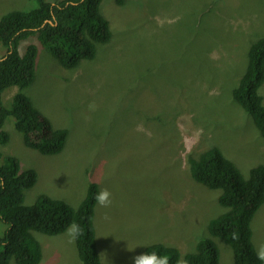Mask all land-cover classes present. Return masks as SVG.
I'll return each instance as SVG.
<instances>
[{
  "label": "rangeland",
  "instance_id": "1",
  "mask_svg": "<svg viewBox=\"0 0 264 264\" xmlns=\"http://www.w3.org/2000/svg\"><path fill=\"white\" fill-rule=\"evenodd\" d=\"M34 7L35 0H0V18ZM100 12L112 39L96 45L97 57L68 70L38 49L35 79L24 90L53 128L68 130L64 150L43 156L26 148L13 120H6L9 141L0 153L37 173L23 204L48 196L77 208L94 182L112 193L111 206L94 211L101 264H133L158 242L184 255L203 238L215 243L219 264H233L230 247L206 228L224 211L219 191L193 182L186 162L217 147L245 177L264 164V138L231 96L250 46L264 37V0H127L122 6L102 0ZM191 81L193 86L183 83ZM17 91L4 92L5 107ZM259 93L264 105V84ZM5 227L0 222V236ZM251 230L258 250L264 245V204ZM34 237L41 245L39 264L79 263L66 231Z\"/></svg>",
  "mask_w": 264,
  "mask_h": 264
},
{
  "label": "trees",
  "instance_id": "2",
  "mask_svg": "<svg viewBox=\"0 0 264 264\" xmlns=\"http://www.w3.org/2000/svg\"><path fill=\"white\" fill-rule=\"evenodd\" d=\"M35 1L33 9L10 11L0 18V45L4 49L0 56V145L9 140L3 128L11 118L26 148L43 156H54L64 150L68 130L53 128L24 93L35 79L38 49L70 70L79 68L83 61H92L96 45L109 43L112 33L100 12L102 0H62L54 4ZM126 1L114 0L117 6ZM29 39L34 41L28 44ZM22 47L25 48L20 51ZM247 59L245 73L231 90V96L264 138V105L259 93L264 84V37L250 46ZM183 83L186 87L194 85V81ZM11 87L18 91L11 106L5 107L2 95ZM182 87L180 83L178 89ZM186 166L193 182L209 191H219L217 201L224 211L207 222L208 235L230 247L233 264H264L257 260L251 241L252 219L264 204V164L251 168L245 177L240 166L226 158L220 149L209 147L196 157L188 156ZM36 182L35 171L22 170L17 158L0 154V222L7 226L0 236V264H9L11 259L16 264H39L41 245L34 233L60 235L72 223L82 228V234L74 242L78 264H101L93 226L98 185L88 184L77 208L48 196H40L26 206L24 192ZM144 252L167 255L170 264H219L217 247L210 238L199 240L194 251L184 255L175 246L159 242L146 246Z\"/></svg>",
  "mask_w": 264,
  "mask_h": 264
},
{
  "label": "clouds",
  "instance_id": "3",
  "mask_svg": "<svg viewBox=\"0 0 264 264\" xmlns=\"http://www.w3.org/2000/svg\"><path fill=\"white\" fill-rule=\"evenodd\" d=\"M139 130V127H138ZM258 135L262 137L259 133ZM9 141V140H8ZM8 143V142H7ZM6 143V144H7ZM5 145V144H3ZM2 154V153H0ZM3 155V154H2ZM12 156V155H3ZM14 157V156H13ZM16 158V157H15ZM98 207L107 208L112 204V193L107 188H102L94 197ZM82 234V228L77 223H72L66 229L68 243H74L75 240ZM235 238V237H234ZM257 260L264 261V245H261L256 252ZM133 264H170L167 255L158 254L156 252L148 253L143 252L133 257Z\"/></svg>",
  "mask_w": 264,
  "mask_h": 264
},
{
  "label": "bare ground",
  "instance_id": "4",
  "mask_svg": "<svg viewBox=\"0 0 264 264\" xmlns=\"http://www.w3.org/2000/svg\"><path fill=\"white\" fill-rule=\"evenodd\" d=\"M36 2V1H35ZM160 15V14H159ZM100 48V47H99ZM96 56V55H95ZM97 57V56H96ZM98 60V59H97ZM93 70V69H92ZM82 106V105H81ZM178 160V158H177ZM160 179V178H159ZM161 191V190H160ZM156 194V193H155ZM146 198V197H145ZM150 198V197H149ZM152 200V199H151ZM161 201V200H160ZM134 203V202H133ZM151 214V213H150ZM130 219V218H129ZM129 224V223H128ZM190 248V247H189Z\"/></svg>",
  "mask_w": 264,
  "mask_h": 264
},
{
  "label": "crops",
  "instance_id": "5",
  "mask_svg": "<svg viewBox=\"0 0 264 264\" xmlns=\"http://www.w3.org/2000/svg\"><path fill=\"white\" fill-rule=\"evenodd\" d=\"M257 247V246H256ZM257 251V250H256Z\"/></svg>",
  "mask_w": 264,
  "mask_h": 264
}]
</instances>
